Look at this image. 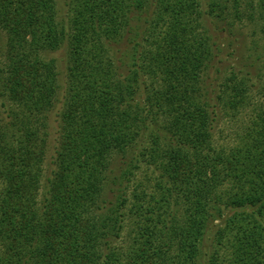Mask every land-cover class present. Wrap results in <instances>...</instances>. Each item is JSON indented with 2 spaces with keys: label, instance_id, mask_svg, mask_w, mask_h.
Segmentation results:
<instances>
[{
  "label": "trees",
  "instance_id": "1",
  "mask_svg": "<svg viewBox=\"0 0 264 264\" xmlns=\"http://www.w3.org/2000/svg\"><path fill=\"white\" fill-rule=\"evenodd\" d=\"M242 2L0 0V264H264V107L214 137L264 77L207 91L212 24L264 40V0Z\"/></svg>",
  "mask_w": 264,
  "mask_h": 264
},
{
  "label": "rangeland",
  "instance_id": "2",
  "mask_svg": "<svg viewBox=\"0 0 264 264\" xmlns=\"http://www.w3.org/2000/svg\"><path fill=\"white\" fill-rule=\"evenodd\" d=\"M62 2L67 0H61ZM251 0H243L242 4L244 5L245 2H248ZM255 2L256 0H252ZM61 10V9H60ZM61 16V15H60ZM219 25V24H218ZM218 25L215 23V25L212 24V28L209 27L210 34L213 38V41L216 43L217 46V57L215 59L216 64L214 68H211L208 71L209 81L212 85H209V89H207L208 94L210 96L216 95L219 91V83L221 80L226 78L227 75H229V70L231 68H234L233 72L242 70L244 72L249 71L251 73V76L255 81L258 83V73H263V67H264V40L262 39V36L253 34V31L255 30V27L252 23L246 22L240 25H235L233 29L224 30L218 28ZM216 27V28H215ZM4 45H5V38L4 34L0 32V67L2 64H4ZM52 57H57L59 61L64 60V55L62 52L55 53V55H52ZM216 67L220 68L219 74L216 73L215 69ZM229 67V68H228ZM255 70V71H254ZM61 71H63L61 69ZM254 81V80H253ZM61 86L64 85V83L60 80ZM257 85V84H256ZM259 88L260 85H257ZM211 88L213 91L211 92ZM257 88V89H258ZM260 89V88H259ZM256 90L254 89L250 94V106L251 108L246 110L242 115L240 114L236 122L234 121L231 123L227 119H222V123L219 124V127L216 128V133L214 135L215 142L219 145H225L227 147L231 146L235 138L234 135L240 134L241 127H244V124L248 123L249 117H251L252 109L256 110V106L262 105L264 107V98H262L260 95H257ZM60 99L58 103L56 104L55 111L52 113V117L55 118V113L60 108L62 98L64 95V90L60 91ZM4 101L2 97H0V111L2 110L1 103ZM53 125L56 124L53 122ZM218 129V130H217ZM239 131V133H238ZM56 129L55 127L52 129L53 135L55 134ZM53 145L54 141L50 142V147L47 153L46 158V164H45V171L49 170L52 166L51 164V158L53 154ZM50 166V167H49ZM155 173L151 169H148L146 167H143L142 165L139 168V171L135 173L131 179V188H135L140 186V184L146 182L147 179H152L150 182V185L148 186H142L144 189H148L147 192L150 194L154 193L153 190V179H155ZM143 185V184H142ZM131 231L132 227L129 225L124 233L122 234V238L120 241H118L115 244V247L119 248L120 250L125 249L131 240Z\"/></svg>",
  "mask_w": 264,
  "mask_h": 264
}]
</instances>
